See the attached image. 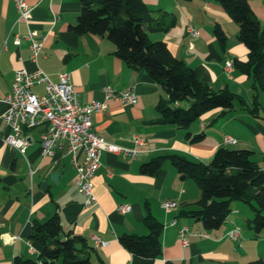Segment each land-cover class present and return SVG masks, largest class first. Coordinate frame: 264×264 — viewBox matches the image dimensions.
I'll return each mask as SVG.
<instances>
[{
	"label": "crops",
	"instance_id": "crops-1",
	"mask_svg": "<svg viewBox=\"0 0 264 264\" xmlns=\"http://www.w3.org/2000/svg\"><path fill=\"white\" fill-rule=\"evenodd\" d=\"M142 2L154 17L166 15L174 20L166 32H149L150 41L163 42L202 83L213 90L228 89L240 96L245 106L235 103L226 112L209 111L187 129L160 124L156 105L160 99H167L161 87L143 70L118 59L114 45L106 38L70 32L80 12V0H26L33 8L28 25L17 22L12 0H0V114L7 110L5 99L16 70L39 69L54 83L58 74L68 73L80 104L106 102L104 111L91 115L95 133L111 144L137 151L132 160L101 153V165L92 177L96 203L85 208L74 184L76 171L65 144H60L52 156H43L39 144L42 128H23L22 136L28 141L24 155L0 141V264L36 259L42 247L29 240L33 225L54 215L65 234L81 236L93 248L90 259L94 264H264V231L255 236L248 226L254 214L253 202H232L223 224L206 231L183 214L197 209L200 192L192 179L185 176L180 181L182 175L167 161L152 176L139 173L142 164L172 154L207 164L219 148L253 152L252 161L264 171V94L257 93L261 111L256 117L250 113L255 93L252 80L234 68L229 77L224 70L226 62L247 58V50L237 38L238 27L216 0ZM249 4L264 27V0H250ZM215 26L225 35L223 45L213 35ZM188 27L197 31L196 37L187 33ZM28 30L43 39L35 62L30 59L25 39ZM15 35L20 37L18 46L13 44ZM106 86L116 91L133 89L137 102L130 105L105 99ZM32 91L42 96L44 85H36ZM0 131V140L11 132L4 122H0ZM187 133L190 137L203 134V139L191 143ZM225 136L235 144H223ZM134 137L143 139L144 145L136 146ZM75 157L80 163L83 153L78 151ZM53 173H58L55 182L50 179ZM168 201L175 202L176 207L166 214L161 203ZM120 205H128L131 210L120 214ZM147 215L162 225L161 255L155 259L134 256L118 242L123 234L146 236ZM173 220L176 225L170 226ZM184 227L187 231L180 237ZM233 229L239 230L235 241L226 236ZM92 237L105 245L95 248Z\"/></svg>",
	"mask_w": 264,
	"mask_h": 264
},
{
	"label": "trees",
	"instance_id": "trees-1",
	"mask_svg": "<svg viewBox=\"0 0 264 264\" xmlns=\"http://www.w3.org/2000/svg\"><path fill=\"white\" fill-rule=\"evenodd\" d=\"M238 27V41L246 48L245 61L233 60L238 73L252 80L250 113L259 117L261 111L257 93L264 94V27L254 15L250 0H216ZM76 23L69 27L75 35L104 37L114 47V55L125 65L143 70L158 84L167 99H160L156 110L159 123L187 129L203 114L212 110L226 112L244 100L228 89L213 90L202 83L195 72L173 57L161 41H150L149 32H166L174 24L166 15L154 17L142 0H80ZM213 35L223 45L225 35L219 26ZM180 104V105H178ZM178 105V106H175ZM186 138L191 143L203 139V134ZM253 152L219 148L212 159L203 164L178 155L158 156L142 164L139 173L152 176L163 162L181 175L192 179L200 197L196 210L183 214L199 222L206 231L217 230L231 212L232 202H253V217L248 226L259 236L264 231V171L252 161ZM146 236L123 234L120 246L134 256L155 259L161 255L162 225L147 215ZM29 240L41 245L36 259L14 260V264H94L93 248L81 236L65 234L57 215L34 224Z\"/></svg>",
	"mask_w": 264,
	"mask_h": 264
},
{
	"label": "built area",
	"instance_id": "built-area-1",
	"mask_svg": "<svg viewBox=\"0 0 264 264\" xmlns=\"http://www.w3.org/2000/svg\"><path fill=\"white\" fill-rule=\"evenodd\" d=\"M18 13L17 22L28 25L31 21L32 7L26 0H12ZM192 37L197 36V31L191 27L186 29ZM26 41L29 43L30 59L35 62L43 47V39H37L36 33L28 30ZM20 37L14 36L13 44L18 46ZM226 75L229 77L233 71L231 62H226L224 66ZM44 85V94L39 96L32 89L36 85ZM105 99L119 101L123 104L133 105L137 102V97L133 89L116 91L111 86L104 88ZM7 110L0 114V122H4L10 129V133L0 141L15 149L19 154L24 155L28 146V141L22 136L23 128H42L39 136L41 154L45 157L53 155L54 150L65 144L67 153L71 155L73 167L76 171L74 184L78 192L84 198V207L90 208L96 203L93 192L92 177L100 167V155L102 152L119 154L124 159L132 160L137 156V151L118 147L99 137L93 130L91 115L106 109V102L92 101L88 104H80L77 99V92L71 82L68 73L58 74V81L51 82L47 76L39 69L28 72L21 68L15 71L11 83V92L5 99ZM1 132V131H0ZM136 146H143L144 141L139 137H134ZM223 144L233 145L235 140L225 136ZM83 153L82 162L76 160V153ZM176 207L175 202L161 203V209L167 214ZM131 210L128 205H120L117 212L128 213ZM173 220L170 226H175ZM187 231L182 228L180 237ZM227 238L235 241L239 237V230L233 229L227 233ZM95 248L104 246L98 238L92 237ZM183 246L186 241L181 239ZM29 252H32L31 243L28 242ZM42 264V263H38Z\"/></svg>",
	"mask_w": 264,
	"mask_h": 264
},
{
	"label": "water",
	"instance_id": "water-1",
	"mask_svg": "<svg viewBox=\"0 0 264 264\" xmlns=\"http://www.w3.org/2000/svg\"><path fill=\"white\" fill-rule=\"evenodd\" d=\"M57 178H58V173H53V174H51L50 175V179L52 180V181H57ZM185 179V175H182L181 177H180V181H183ZM44 184H42V186H43Z\"/></svg>",
	"mask_w": 264,
	"mask_h": 264
},
{
	"label": "rangeland",
	"instance_id": "rangeland-1",
	"mask_svg": "<svg viewBox=\"0 0 264 264\" xmlns=\"http://www.w3.org/2000/svg\"><path fill=\"white\" fill-rule=\"evenodd\" d=\"M247 207H248V205H247ZM249 208V207H248Z\"/></svg>",
	"mask_w": 264,
	"mask_h": 264
}]
</instances>
